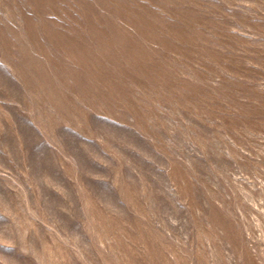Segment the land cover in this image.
I'll return each mask as SVG.
<instances>
[{
    "label": "rangeland",
    "instance_id": "374dc122",
    "mask_svg": "<svg viewBox=\"0 0 264 264\" xmlns=\"http://www.w3.org/2000/svg\"><path fill=\"white\" fill-rule=\"evenodd\" d=\"M0 264H264V0H0Z\"/></svg>",
    "mask_w": 264,
    "mask_h": 264
}]
</instances>
